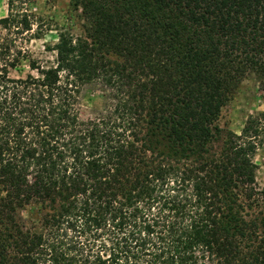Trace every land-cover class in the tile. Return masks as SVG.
Here are the masks:
<instances>
[{
  "label": "trees",
  "instance_id": "trees-1",
  "mask_svg": "<svg viewBox=\"0 0 264 264\" xmlns=\"http://www.w3.org/2000/svg\"><path fill=\"white\" fill-rule=\"evenodd\" d=\"M27 2L0 26L29 32ZM69 3L85 34L57 29L51 66L0 45V264H264V113L217 125L245 79L264 92V0Z\"/></svg>",
  "mask_w": 264,
  "mask_h": 264
},
{
  "label": "rangeland",
  "instance_id": "rangeland-1",
  "mask_svg": "<svg viewBox=\"0 0 264 264\" xmlns=\"http://www.w3.org/2000/svg\"><path fill=\"white\" fill-rule=\"evenodd\" d=\"M12 0H0V20L8 17L9 3ZM19 3V2H17ZM15 4L21 15H27L31 22V30L25 32L19 28L4 29L0 26V45H11L16 52L29 53V56L38 61L41 66L47 67L54 63V54L47 52L46 47H52L58 42L57 29L61 28L74 37L84 36L80 13L72 10L69 0H29L26 4ZM15 13V12H14ZM39 37V38H38ZM30 71L28 63L22 61L16 69L10 70V77L25 78ZM104 89L98 84L85 85L81 88L80 113L81 118H93L105 106ZM264 113V92L253 77H248L240 85L237 92L230 98L221 110L218 127L223 132H232L240 135L249 117H257ZM262 126L264 127L263 123ZM258 143V149L253 161L256 169L257 200L250 203L248 210L250 217L264 218V128ZM223 141L216 142L218 148Z\"/></svg>",
  "mask_w": 264,
  "mask_h": 264
}]
</instances>
